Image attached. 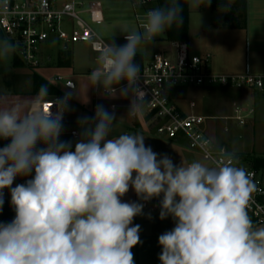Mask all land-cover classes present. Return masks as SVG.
<instances>
[{
  "label": "clouds",
  "instance_id": "obj_1",
  "mask_svg": "<svg viewBox=\"0 0 264 264\" xmlns=\"http://www.w3.org/2000/svg\"><path fill=\"white\" fill-rule=\"evenodd\" d=\"M188 6L199 9L204 0H188ZM183 7L167 0L149 9L142 30L122 29L126 43L111 39L98 54L90 87L100 85L114 97L126 81L119 94L131 98L128 117L148 103L134 62L138 49L180 27ZM16 49L0 39V60ZM37 97L36 108L0 107V139L10 140L0 148V211L9 189L15 212L10 222H0V264H135L132 248L141 241L133 220L144 205L122 201L130 188L141 201L160 198L159 218L174 221L158 237L160 264H264V227H254L247 211L255 184L233 153L213 165L175 164L146 146L139 133L112 136L115 116L103 105L80 120L73 151L71 142L60 140L67 98L53 113L52 105L42 106L46 84ZM33 172L13 187L18 176Z\"/></svg>",
  "mask_w": 264,
  "mask_h": 264
},
{
  "label": "built area",
  "instance_id": "obj_2",
  "mask_svg": "<svg viewBox=\"0 0 264 264\" xmlns=\"http://www.w3.org/2000/svg\"><path fill=\"white\" fill-rule=\"evenodd\" d=\"M135 18L141 25L146 13L155 8V0H141ZM88 15L94 24L103 22L102 6L98 0H0V35L17 44L20 61L28 68L41 65L40 51L44 44L54 39L63 46L88 44L95 54L107 45L86 22ZM64 20L76 23L71 32L62 27ZM211 55L192 56L188 46L179 43L171 53H157L140 69L139 85L146 92V103L139 111L151 119L155 134L165 140L184 144L189 150L203 157L206 164L213 165L224 160L225 150L218 151L214 142L205 135L206 118L185 115L172 102L171 92L180 89H250L264 94V75H219L209 71ZM138 112V113H139ZM138 113L132 117L136 118ZM240 107L233 111L232 120L240 127L246 125L248 116ZM249 115V114H248ZM76 137V133H72ZM236 157L237 166L243 167L255 184L248 215L255 227H264V172H257L243 158ZM241 160V162L239 161ZM143 210L154 215L160 213V198L141 201Z\"/></svg>",
  "mask_w": 264,
  "mask_h": 264
},
{
  "label": "crops",
  "instance_id": "obj_3",
  "mask_svg": "<svg viewBox=\"0 0 264 264\" xmlns=\"http://www.w3.org/2000/svg\"><path fill=\"white\" fill-rule=\"evenodd\" d=\"M141 0H128L131 5L132 15L135 18V10L137 9L138 14L144 15V10L140 9L139 3ZM102 6L103 22L104 14H106V22H108V27L112 26L110 23L115 19V14L113 9H108V12H104V4L108 7L114 8V5L120 4V0H98ZM207 0H204V6L200 7V11L206 13L204 16L200 15L198 23H193L190 8L189 19H188V40L185 43L188 46L189 52H195L202 55H211V65L209 71L214 74L219 75H243L250 73L252 75H264V0H211L210 4L207 6ZM155 6L157 4L155 2ZM107 7V8H108ZM210 13V14H209ZM206 19V21H204ZM121 21V20H120ZM136 24L139 28L137 20L135 18ZM123 22V20H122ZM65 23L63 29L67 32H71L73 29L77 28L76 23L69 21L68 24ZM101 24V23H100ZM101 24V25H102ZM98 25V24H97ZM100 26V25H99ZM114 29L121 30V35L123 37V45L126 43L124 36L126 35L122 29H127L125 27H113ZM118 31H113L111 33V38H114V33ZM165 36V33L163 34ZM155 43V42H154ZM153 43V44H154ZM166 48H161L159 50H154L150 45H141L138 49V53L135 59L141 61L142 66L149 61L157 53H171L172 49L176 44L166 43ZM119 46V45H118ZM63 51L68 52L69 46H63ZM93 52V51H92ZM41 54V53H40ZM41 60V56H40ZM67 62V61H66ZM58 67L69 65L67 63L55 64ZM53 66L52 59H48L46 67H43L42 63L40 67L50 69ZM40 68V69H41ZM126 81H121L120 85L117 87V93L114 97H110L102 91V93H96L98 96L97 105H103L105 109L109 112L114 113L115 124L113 127L112 136H118L120 134H141L145 137V145L150 146L154 152L158 154H164V150H170L168 146L160 144L158 149L153 143V140L164 141L171 144L174 148H187L184 144H178L172 141H168L158 137L154 130L151 119L144 113L139 112L136 118L128 117V111L131 103V98H121L119 94V89L124 87ZM181 90V89H180ZM192 90V89H188ZM205 92L202 95V99L205 101L204 106L201 107L205 114L197 115L195 114V109L198 108V97L189 98V109L190 114H186L184 111L180 110L175 104L177 97L175 96L174 90L171 92V98L173 104L176 108L185 115H197L206 118V122L203 126V132L207 137H209L218 151L225 150L228 152L227 142L223 139L221 135L216 134L215 123L217 121H234L231 119L233 116V111L236 107L243 109L248 116L247 122L256 116L257 111L264 110V94L259 93L250 89H196ZM99 94V95H98ZM9 94L0 95V107H7L11 104L20 103L28 108H36L40 105L39 99L36 96H29L24 101L19 102L16 98L8 96ZM96 96V97H97ZM59 98V97H58ZM56 99V97H54ZM21 101V100H20ZM53 101H47L43 103V107L46 104H52ZM57 104V103H53ZM96 105V107H97ZM222 108L224 116L218 115L216 109ZM66 111V110H65ZM66 113L63 116V131L60 136L61 141L71 142L72 150L74 151L75 143L81 138V133L72 127H69L66 122ZM72 122L79 125L82 118L87 117L83 112L73 113ZM249 114V115H248ZM94 117L95 111L91 114ZM74 124V123H73ZM69 127V128H68ZM154 132V133H153ZM228 133V130H224ZM72 133H76V137L72 136ZM154 137V139H151ZM111 138V137H109ZM71 140V141H70ZM10 143V140L0 139V148L4 147ZM154 144V145H153ZM43 146V145H39ZM178 149V150H179ZM159 151V152H158ZM171 151V150H170ZM173 151V149H172ZM229 153V152H228ZM181 162H175V164H180ZM188 163H185L187 165ZM34 176V172L27 176H18L13 187L17 184H23L26 180L31 179ZM4 205H11V194L9 189H4ZM138 203L139 198L137 197ZM150 213V212H148ZM152 216H159L150 213ZM15 212L13 213V218ZM0 222H2V211H0ZM152 257L149 259L151 260ZM135 262H140L141 258L134 255Z\"/></svg>",
  "mask_w": 264,
  "mask_h": 264
},
{
  "label": "rangeland",
  "instance_id": "obj_4",
  "mask_svg": "<svg viewBox=\"0 0 264 264\" xmlns=\"http://www.w3.org/2000/svg\"><path fill=\"white\" fill-rule=\"evenodd\" d=\"M120 1L122 2H119L120 4L118 5L116 4V6L114 5V8H112L113 6L108 7L106 3H103L104 12H108V9H110V11L113 9L116 16L112 21L114 23H110L112 25L111 27H108L109 23L106 22V14H104L105 19L104 23H101L102 25L94 24L91 22L88 15H82V18L91 25L93 30L107 44L111 42V39L116 45H120L124 42L121 30L118 31V29H114L113 27H119V29L125 27L127 29L139 30L135 18L131 14L133 11L130 2H128V0ZM58 2L62 4L64 0H58ZM190 12L193 23H198L199 16H204L206 14L200 11V8H192ZM204 21H206V19ZM65 23L68 24V20H64L62 26H64ZM114 30L118 32L114 33V38H111V33ZM150 47H153L156 51L161 48H166L167 44L164 41V35L162 34L157 37L155 43L150 45ZM40 53V61L43 67H46L49 58L52 59L53 66L50 69L39 67V69L34 71L26 66L16 67L14 58L15 55H18L17 49L6 60H0V95L9 94L8 96L16 98L19 102L24 101L26 98L28 99V97L31 96L33 88V73H37L53 84L61 93L59 98L56 97V99H54V97H49L47 101H55L58 104L67 98L65 111L66 122L69 123V127L81 133L82 129L80 124L76 125L75 122H72V120H74L73 113L83 112L84 115L91 118V114L95 111L98 102L96 93L97 91L98 93H102L103 91L102 86L97 85L96 87H90L89 84L90 73L97 67L98 54L92 52L88 44H71L69 45V51L64 52L62 43L54 39L44 44ZM190 54L192 56H203L202 54L193 53L192 51ZM66 61H69V65L67 66L58 67L55 65L60 62L67 63ZM69 84L73 85V88L69 87ZM204 93L205 92H202V90L196 89L177 90L175 91V96L178 100H176L175 104L180 110L184 111L186 114H190L189 98L198 97V108L195 109L194 112L197 115H203L205 113L201 107L204 106L206 101L202 99ZM216 111L218 115L224 116L222 108H218ZM225 129L228 130V133L224 132ZM215 131L216 134L218 133L221 135L227 142L228 152L233 153L234 156H242L243 160L247 162H250L253 158L264 157V110L260 109L257 111L256 116L246 122L244 127H240L235 121H217L215 123ZM151 139H154V137ZM153 143L156 145L157 149L160 144L168 146L171 151L164 150L163 153L170 156L174 163L178 161L191 163L197 160L206 163L203 157L189 150L188 147L183 149L174 148L168 142H164L163 140L157 141L155 139ZM239 161L241 162V160ZM122 201L138 202L135 191L130 188L125 196L122 197ZM136 224L140 225L139 235L141 243L133 247L132 252L135 256L140 257L141 261L139 263L135 262V264H160L159 254L161 253V246L158 243V237L175 226L173 219L168 217L161 220L159 216H152L150 213L143 210L142 215H138L134 218L133 225ZM150 257H152L151 260L149 259Z\"/></svg>",
  "mask_w": 264,
  "mask_h": 264
},
{
  "label": "trees",
  "instance_id": "obj_5",
  "mask_svg": "<svg viewBox=\"0 0 264 264\" xmlns=\"http://www.w3.org/2000/svg\"><path fill=\"white\" fill-rule=\"evenodd\" d=\"M157 7L164 5L167 0H155ZM180 3L183 4V12H182V17H183V23L180 27L173 26V28L167 30L165 32L164 36V41L166 43H172V44H181V43H187L188 40V19H189V10H188V0H180ZM0 39H4L3 36L0 35ZM135 63L140 65V69L142 68V63L140 60L135 59ZM14 64L16 67L20 66H25L19 59L18 55H15L14 58ZM31 69V68H29ZM39 69V68H37ZM37 69H32V70H37ZM33 79V88L31 92V96H36L37 93L40 89L41 85L46 84L48 87V97H60L61 93L60 91L49 81L44 79L42 76L38 75L37 73H33L32 76ZM239 158H243L242 156H238ZM252 169L257 171V172H264V157H259V158H253L250 162H248ZM13 213L14 210L11 207V205H5L2 210V222H10L13 219ZM253 222V221H252ZM253 226L255 227V224L253 222Z\"/></svg>",
  "mask_w": 264,
  "mask_h": 264
},
{
  "label": "water",
  "instance_id": "obj_6",
  "mask_svg": "<svg viewBox=\"0 0 264 264\" xmlns=\"http://www.w3.org/2000/svg\"><path fill=\"white\" fill-rule=\"evenodd\" d=\"M69 85H71V84H69ZM69 87L73 88V85H71ZM51 105H52V107H51ZM49 107H51V110L53 113H55L57 111V104H46V105H44V108H46V109Z\"/></svg>",
  "mask_w": 264,
  "mask_h": 264
}]
</instances>
